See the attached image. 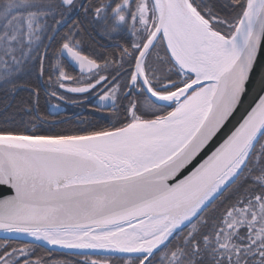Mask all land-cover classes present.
<instances>
[{
	"label": "snow or ice",
	"instance_id": "snow-or-ice-1",
	"mask_svg": "<svg viewBox=\"0 0 264 264\" xmlns=\"http://www.w3.org/2000/svg\"><path fill=\"white\" fill-rule=\"evenodd\" d=\"M261 62L264 0H0V264H264V95L228 127ZM93 90L111 127L39 130Z\"/></svg>",
	"mask_w": 264,
	"mask_h": 264
},
{
	"label": "trees",
	"instance_id": "trees-1",
	"mask_svg": "<svg viewBox=\"0 0 264 264\" xmlns=\"http://www.w3.org/2000/svg\"><path fill=\"white\" fill-rule=\"evenodd\" d=\"M114 0H111V3L113 4ZM116 2V1H114ZM78 14L77 18L79 20H86L87 25H90L92 31L95 30L96 27L94 26V23H90L91 19H85L83 15L79 12H76ZM75 13H73L74 15ZM76 18V20H78ZM85 22V21H84ZM86 23V22H85ZM96 25V24H95ZM86 36V34H83ZM82 35V36H83ZM82 40L93 42V40L88 36L82 37ZM82 41V42H83ZM85 45V43H83ZM94 53L93 55H95ZM68 71H75L74 67L69 63ZM29 79H35L34 74ZM41 87H45L43 82H41ZM28 96V90L21 89L18 91L14 99H10L9 102L12 104L19 103L22 99L27 98ZM5 98V93L3 91H0V105H2V102ZM76 98V97H75ZM80 99V98H76ZM54 101V100H53ZM52 101V103H53ZM50 105L47 102V98L44 96L43 92L41 93L40 98V110L41 112H44L45 114L50 113ZM103 124L101 123V119L99 116H97L96 110L92 109L90 106H88L85 103H76L69 107L68 112L66 114H62L59 116H53L52 114L49 116V121L47 124H43L39 126V130L44 133H55V132H86L94 129L101 128ZM2 240V239H0ZM17 242H20L19 240ZM38 255H43L45 258H49L47 256V252L44 249H38L37 252ZM57 260L61 261H79V264H83V257L82 256H75L71 255L69 253L65 252H59V251H53L52 257ZM116 264H120L119 261H116Z\"/></svg>",
	"mask_w": 264,
	"mask_h": 264
},
{
	"label": "flooded vegetation",
	"instance_id": "flooded-vegetation-1",
	"mask_svg": "<svg viewBox=\"0 0 264 264\" xmlns=\"http://www.w3.org/2000/svg\"><path fill=\"white\" fill-rule=\"evenodd\" d=\"M116 2H118V0H114ZM113 1V5L116 3ZM74 19L77 18L78 14L75 13L74 15ZM78 19V18H77ZM79 20V19H78ZM83 21V20H82ZM86 23H85V22ZM83 21V27L85 29V31L82 33L86 34V36L90 37L94 43L89 42V41H83L82 42V48L85 54L93 56L97 59H101L102 57L108 55L110 52H113V45L115 43V41L109 40L107 39L104 35L103 32L101 31V29L99 28L98 25H95L93 27H96L94 31H92L93 29H91L90 25H87L86 20ZM92 24V22H90ZM70 26V25H69ZM64 31H67V28L64 29ZM86 36H82V37H86ZM117 39L121 42V43H130L132 40H134L135 38L131 35V33L128 30H123L121 32H119L118 34H116ZM85 43V45L83 44ZM94 53H96L95 55H93ZM71 64V62H69ZM75 69V71H70L72 72L73 75H79L78 70L76 69V67L74 65H72ZM66 96H68L69 98H73L75 94H68L65 93ZM76 98H80L78 101L80 103H85L88 106H90L92 109L96 110L97 112V116H99V118L101 119V123L103 124L102 127H111L113 125V119H112V113L111 110H105V111H99L98 109V97L95 95V90H93L90 93L87 94H83V95H79V96H75ZM53 103H60L62 106H64L66 108L65 112L63 114H66L68 112V109L70 106H72L74 103H65L62 101H53ZM76 104V103H75ZM51 108V105H50ZM62 115V114H60ZM53 116H59V115H53Z\"/></svg>",
	"mask_w": 264,
	"mask_h": 264
},
{
	"label": "water",
	"instance_id": "water-1",
	"mask_svg": "<svg viewBox=\"0 0 264 264\" xmlns=\"http://www.w3.org/2000/svg\"><path fill=\"white\" fill-rule=\"evenodd\" d=\"M262 73H264V62H261V64H258L256 70L253 72L252 77L247 85L248 90L245 93V96L243 98L240 108L234 114L235 118L228 125L229 128H231L232 125L236 124L237 121L241 120L242 117H244L249 111H251V109L258 102V98L264 95V83H262L261 81ZM65 110L66 108L62 105L59 110H53L51 106L50 113L52 115H60V114H63ZM3 238H4V234L0 233V239H3ZM20 239L23 240L25 238L22 237ZM55 251L69 253L68 250H55ZM105 255H110V254H105Z\"/></svg>",
	"mask_w": 264,
	"mask_h": 264
}]
</instances>
